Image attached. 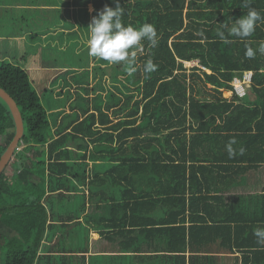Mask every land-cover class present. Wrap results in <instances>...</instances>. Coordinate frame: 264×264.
Wrapping results in <instances>:
<instances>
[{
  "label": "trees",
  "instance_id": "obj_1",
  "mask_svg": "<svg viewBox=\"0 0 264 264\" xmlns=\"http://www.w3.org/2000/svg\"><path fill=\"white\" fill-rule=\"evenodd\" d=\"M245 3L264 14V0H120L123 23L153 24L158 43L144 42L131 50L134 64H110L111 85H100L95 77L92 91H97L90 98L84 96L87 65L78 62L84 73H71L70 82L63 79L69 88L75 86L76 96L70 112L62 115L69 95L49 114L40 96L52 90L38 93L26 69L0 60V88L14 100L23 121L18 145L23 147L10 161L13 172L9 179L4 171L0 174L3 264H83V190L100 202L113 203L116 196L121 201L119 211L106 208V215L87 216L111 253L131 254L144 262L145 248L132 240L145 241L149 225L150 233L163 238V254L171 255L162 260L173 255L184 260L185 251L199 245L195 235L207 232L211 224L222 233L218 247L240 253L241 264H257L264 248L253 242L228 245L225 238L232 234L237 240L241 232L253 230L250 224H264V194L259 200L221 194L246 189L243 176L260 173L264 165V55L245 56L246 45L256 48L264 41V23L246 39L229 37L225 43L216 35L222 23L231 24L247 12ZM106 4L115 7L113 0L64 1V6L78 8L87 17L78 21L88 38L92 17ZM74 35L70 31L68 37ZM149 59L156 70L145 74ZM191 61L204 69H187L183 62ZM70 70L66 71H77ZM244 71L253 73L252 99L247 93L237 97L230 85ZM13 136L11 113L0 98V140L5 138L0 156ZM250 201L263 209L248 217ZM158 208L161 216H149ZM227 209L234 218L224 213ZM71 225L79 229L72 231ZM134 231L137 235H126ZM115 256L108 257V264Z\"/></svg>",
  "mask_w": 264,
  "mask_h": 264
},
{
  "label": "rangeland",
  "instance_id": "obj_2",
  "mask_svg": "<svg viewBox=\"0 0 264 264\" xmlns=\"http://www.w3.org/2000/svg\"><path fill=\"white\" fill-rule=\"evenodd\" d=\"M1 1L7 3L0 6V36L10 35L11 39L4 40L5 37L0 39V60L17 62L20 67L26 69L30 75L32 85L38 93H41L44 89H46L45 91L52 90V92L40 96L43 105L45 107L49 105V114L54 111L51 107L60 104L62 102L61 98L66 95L70 97L65 107L62 108L61 115L70 112L69 104L76 96V88L74 85L69 88L63 79L65 78L70 82L71 73H76L77 77L80 76V73L83 74L84 69L79 67V63L82 61L86 63L88 69V91L84 93V96L90 98L97 91H92L95 87V77L96 82L100 85L106 87L111 85L108 79V66H110V63L101 62L99 58L88 55V34L82 27L81 22L78 21L87 17L80 15L78 8L64 6L66 0ZM13 2L16 4L15 6L10 5ZM39 7H42L41 14L39 13ZM90 10L88 8V12ZM65 24L69 27L67 28ZM38 29L43 30L38 33ZM66 29H73L76 35L68 37L69 32L67 33ZM30 34H37V36L39 34V36L38 38L37 36L36 38H30ZM18 35H21V39L16 38ZM7 42H9L10 48L6 47ZM78 55L80 56L78 57ZM95 67L101 69L94 70ZM186 68L189 69L187 66ZM75 69L77 71L67 72ZM100 70H104L103 74ZM116 78L123 80L120 75H117ZM81 94L83 93L81 92ZM4 140L5 138H2L0 143L2 144ZM22 147L20 146L18 150ZM10 164L3 170L5 177L8 179L13 172L12 164ZM3 254L4 252H0V264H3Z\"/></svg>",
  "mask_w": 264,
  "mask_h": 264
},
{
  "label": "crops",
  "instance_id": "obj_3",
  "mask_svg": "<svg viewBox=\"0 0 264 264\" xmlns=\"http://www.w3.org/2000/svg\"><path fill=\"white\" fill-rule=\"evenodd\" d=\"M3 3H7L6 1L3 2L0 0V6ZM10 5L15 6L16 4L13 2ZM11 7V6H10ZM41 9L42 7H39V13L41 14ZM41 16V15H40ZM220 18V15L218 16ZM40 19V18H39ZM214 25H220L218 23V21L214 22ZM67 27V24L65 25ZM34 28V27H33ZM68 28V27H67ZM43 29H38V33H40ZM63 30V29H62ZM69 30V31H68ZM66 29L67 33L70 31H73V29ZM66 33V34H67ZM37 36V34L35 35V37ZM39 36V34H38ZM37 36V38H38ZM5 37V39H4ZM0 36V39H4V40H9L11 39V36ZM17 39H21V35L16 37ZM26 40V39H25ZM36 42V41H35ZM27 43V42H25ZM257 46V44H255ZM1 47V45H0ZM6 47L10 48L11 46L9 45V42L6 43ZM197 62V61H196ZM198 63V62H197ZM183 64L186 66V63L183 62ZM190 68V67H189ZM204 69V68H203ZM188 72V70H187ZM207 73H209L208 70H206ZM245 72V71H244ZM248 72V71H246ZM252 72V71H250ZM241 74V73H240ZM253 75V73H252ZM231 83V82H230ZM252 83V81H251ZM231 85V84H230ZM251 86V84H250ZM249 86V88H250ZM248 88V89H249ZM247 89V90H248ZM247 95L250 99L253 98V95L249 92V90L247 91ZM264 165H262V168L260 169V173H256V174H252L250 173V175H244L243 178L245 177V182L243 180V182L245 183V185L247 186L246 189H234V190H227L224 192H221L222 195L227 197L230 196H245V197H254L257 198L259 200V197L262 196V194H264ZM76 193V192H74ZM79 193V192H78ZM81 193V192H80ZM76 195V194H75ZM133 195H138L137 191L133 192ZM72 197V193L70 195ZM94 194H90L89 192H87L86 190H83V192L81 193V198H82V204H83V214L79 217L80 221H81V227H82V234H83V240L86 239L85 244H86V248L87 251L86 253H84V259L82 260L83 264H108L110 263V261L108 260V257H113L115 255H119V256H115L113 260H111L112 264H189L190 262V258H193V264H241V254L236 252V253H230L227 250H224V247H218V245L221 243L222 241V233H220L221 231L219 230H215L212 229L213 225L208 224L207 226H210V228H208V231L206 232V230H204V232L198 233L195 235V240L199 242V245L196 246V244H191V249H187L185 251L184 256V260L181 259H176L175 256L173 255V258H170L168 260H166L165 262L162 260L161 256H171L168 255V253H165L166 255H164L163 253V248L165 247V243L163 242V238L161 237H155L153 232L150 233V230L152 229V227H149V225L145 228L146 230V234H145V241L143 239L138 240V241H134L132 240L133 243L136 244H140L142 245V247H144V251L142 254V257L145 258L144 262H139L134 255H124V257H122V253H111L108 250H105L103 247L107 246L108 243L107 241L104 239V237H100L99 235H97L99 229L93 228L91 225L93 223H91L89 220L87 223V216H90L91 214H104L105 213V209L106 208H112V209H116V210H120V207L118 204L121 203V201H119V197H117L118 200L114 201L113 203L111 202H100L99 200L95 199ZM94 197V198H93ZM97 198L99 199V197L97 196ZM73 200V198H72ZM148 202V201H147ZM249 208L252 207V201H250L249 203ZM118 206V208H117ZM257 209V211H262L263 207H259L254 206L251 209L250 213L246 212V215L248 217L254 216L255 212L254 210ZM115 210V211H116ZM157 213H148L149 216H154V214H156L155 216L159 217L162 214V210H160L159 208L156 209ZM215 212V210H214ZM224 213L227 216H230V218H234V216H232V211L230 209H227L226 211H224ZM212 214V213H211ZM260 223H257V225H251L253 227H257L260 226ZM72 231H75L76 229H79L78 226H73L71 225ZM159 226V225H157ZM233 223H231V231L232 227H233ZM264 226V224L262 225ZM80 227V228H81ZM212 227V228H211ZM252 227V229H254ZM127 229V227H126ZM205 229V228H204ZM137 230V229H135ZM226 230H229L226 228ZM229 230V231H230ZM252 231H249L247 234H244V232H241V236L237 239L234 240L232 237V234H230L228 237L225 238L226 244L228 245H233V244H244V245H252V242L254 244H256V237L252 234ZM129 237H133L135 235H137V232L134 231L133 234H126ZM226 235V233H225ZM123 237V236H120ZM120 239V238H119ZM126 239V237H125ZM202 239V240H201ZM163 242V243H162ZM116 244L118 242H115ZM68 244V242H67ZM261 246V245H260ZM261 248H264V246H261ZM79 254V253H77ZM258 258V262L257 264H264V255L262 254H257ZM205 257L210 258L211 260H206L205 261ZM248 258H253L251 255L248 256ZM124 258V260H123ZM129 258V259H128Z\"/></svg>",
  "mask_w": 264,
  "mask_h": 264
},
{
  "label": "clouds",
  "instance_id": "obj_4",
  "mask_svg": "<svg viewBox=\"0 0 264 264\" xmlns=\"http://www.w3.org/2000/svg\"><path fill=\"white\" fill-rule=\"evenodd\" d=\"M115 7L107 4L97 15L92 17L91 23L87 27L89 38L87 40V51L90 57L99 58L110 64L127 62L135 63V52L131 51L139 48L144 42L155 46L158 43V32L151 23H144L139 27L125 25L122 17L125 14L124 7H121L120 0H113ZM247 12L231 24L222 23L217 29L216 35L221 41L229 42V37L246 39L251 37L260 23H264V14L252 8L248 3L244 4ZM203 36V32L200 33ZM264 55V41L260 42L256 48L246 45L245 56L253 59L257 54ZM131 68L129 75L135 72ZM156 70V65L152 60L145 62L143 71L150 74ZM235 141H232L234 143ZM256 243L264 246V226H257L253 229Z\"/></svg>",
  "mask_w": 264,
  "mask_h": 264
},
{
  "label": "water",
  "instance_id": "obj_5",
  "mask_svg": "<svg viewBox=\"0 0 264 264\" xmlns=\"http://www.w3.org/2000/svg\"><path fill=\"white\" fill-rule=\"evenodd\" d=\"M0 98L5 102L7 105L13 122H14V136L7 146L4 153L0 156V174L3 170L7 167L10 163L11 159L13 158L15 152L19 149L18 145L23 135V121L18 110V107L14 100L8 95L6 91L0 88Z\"/></svg>",
  "mask_w": 264,
  "mask_h": 264
},
{
  "label": "built area",
  "instance_id": "obj_6",
  "mask_svg": "<svg viewBox=\"0 0 264 264\" xmlns=\"http://www.w3.org/2000/svg\"><path fill=\"white\" fill-rule=\"evenodd\" d=\"M187 67L197 66L200 69H203L196 61L185 62ZM252 80V72H242L240 75H236L231 80V87L233 93L241 98L246 95L247 89L249 88Z\"/></svg>",
  "mask_w": 264,
  "mask_h": 264
}]
</instances>
